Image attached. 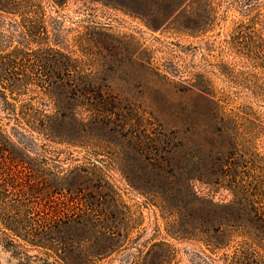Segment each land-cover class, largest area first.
Listing matches in <instances>:
<instances>
[{
	"label": "rangeland",
	"instance_id": "rangeland-1",
	"mask_svg": "<svg viewBox=\"0 0 264 264\" xmlns=\"http://www.w3.org/2000/svg\"><path fill=\"white\" fill-rule=\"evenodd\" d=\"M70 2L61 14L46 3L47 14L60 18L68 30L60 47L81 57L77 44L83 40L78 36L92 24L82 16L89 13L91 20L102 24L104 32L93 36L92 48L98 51L95 79H80L75 84L101 87L106 97L114 98L116 116H97L96 137L88 142L96 156L85 146L67 143H49L45 155L59 158L65 169L90 167L93 184L102 180L117 192L116 201L124 210L117 213L116 225L126 229L118 238L120 247L101 264H156L160 259L167 264H209V257L222 264L220 259L231 249L216 255L209 251V235L218 226L209 224V199L222 203L231 199V193L222 184L209 186V181L223 182L218 168L221 161L216 158L225 150L209 146L218 129L209 127L217 116L210 92L217 98L231 94L236 99L222 108L227 113L250 104L242 90L229 84L216 68L226 62L241 69L242 63L226 43L238 24L255 39L264 37V0H255L257 7L234 0H145V11L114 3L83 6L77 0ZM17 21V16L0 11V52L19 45ZM81 44L85 51L91 48L88 38ZM259 105L253 104L264 122V107ZM0 123L9 132L14 127L5 116H0ZM259 150L264 154V131ZM104 186L102 190L109 191ZM82 187L98 199L96 189ZM72 201L67 196V204ZM82 229L80 234L85 236L87 230ZM158 242L170 244L171 256L160 248L147 254ZM90 244L86 242L88 250ZM24 252L42 256L44 251L27 248ZM26 262L17 250L0 245V264ZM32 262L26 264H43Z\"/></svg>",
	"mask_w": 264,
	"mask_h": 264
},
{
	"label": "trees",
	"instance_id": "trees-1",
	"mask_svg": "<svg viewBox=\"0 0 264 264\" xmlns=\"http://www.w3.org/2000/svg\"><path fill=\"white\" fill-rule=\"evenodd\" d=\"M70 1L0 0L1 12L17 16L20 38L13 50L0 52V116L14 122L10 132L0 123V245L17 250L19 258L29 263L37 260L43 264H101L120 247L118 238L126 229L116 225L117 213L124 209L116 201L117 192L111 184L102 180L93 184L90 167L65 169L59 158L45 155L51 143H67L85 146L90 155L96 156L88 142L96 137L93 132L97 116H116L112 109L117 107L114 98L108 94L106 97L101 87L75 84L80 79H95L98 51L92 48L93 36L104 32L102 24L91 20V14L80 8L85 15L82 18L92 23L85 34L78 36L83 40L77 44L82 56L60 47L68 30L60 18L47 14L46 3L61 14ZM77 1L83 6L114 3L136 11H145L146 7L145 0ZM234 1L245 7L259 4L255 0ZM86 38L91 47L87 51L81 46ZM226 43L234 58L242 63L241 69L223 62L216 71L229 84L240 88L250 104L227 113L222 108L236 99L231 94L217 98L215 92H210L217 116L212 117L209 127L218 129L209 146L218 145L225 150L218 152L216 158L221 161L218 168L223 182L209 181V186L228 187L231 199L222 203L209 199V224L218 225L209 235V251L216 255L220 250L231 249L223 254L222 264H264V154L259 150L264 122L261 112L253 106L261 103L259 106L264 107V37L250 36L241 23ZM108 153L114 163L112 152ZM86 160L101 170L91 158ZM85 185L97 190V200L93 193H86L82 187ZM104 185L109 191L102 190ZM67 196L81 202L68 205ZM82 228L87 230L85 236L80 234ZM86 242H91L90 250ZM27 248L44 252L42 256H30L24 252ZM157 248L168 256L172 254L167 242L155 243L147 254ZM167 263L160 259L156 264ZM209 264L217 262L209 257Z\"/></svg>",
	"mask_w": 264,
	"mask_h": 264
},
{
	"label": "water",
	"instance_id": "water-1",
	"mask_svg": "<svg viewBox=\"0 0 264 264\" xmlns=\"http://www.w3.org/2000/svg\"><path fill=\"white\" fill-rule=\"evenodd\" d=\"M96 161V160H95Z\"/></svg>",
	"mask_w": 264,
	"mask_h": 264
}]
</instances>
